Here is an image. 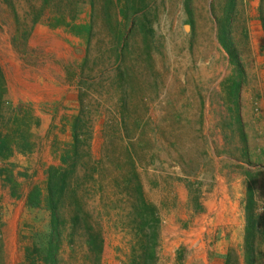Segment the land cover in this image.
Here are the masks:
<instances>
[{"label": "rangeland", "instance_id": "374dc122", "mask_svg": "<svg viewBox=\"0 0 264 264\" xmlns=\"http://www.w3.org/2000/svg\"><path fill=\"white\" fill-rule=\"evenodd\" d=\"M262 20L0 0V264H264Z\"/></svg>", "mask_w": 264, "mask_h": 264}, {"label": "trees", "instance_id": "16d2710c", "mask_svg": "<svg viewBox=\"0 0 264 264\" xmlns=\"http://www.w3.org/2000/svg\"><path fill=\"white\" fill-rule=\"evenodd\" d=\"M263 28H264V21L262 20ZM60 188V187H59ZM52 215L54 216L55 213ZM54 247L51 244V241H49L45 246L43 247H35L33 250V259L32 264L35 263V259H39V261L43 262L44 264H56L57 259L56 256H54ZM37 256V258H34ZM34 260V261H33Z\"/></svg>", "mask_w": 264, "mask_h": 264}]
</instances>
